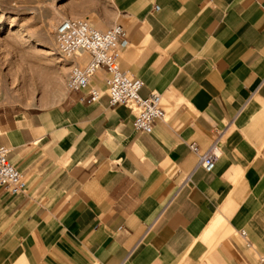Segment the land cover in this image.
<instances>
[{
  "label": "crops",
  "instance_id": "crops-1",
  "mask_svg": "<svg viewBox=\"0 0 264 264\" xmlns=\"http://www.w3.org/2000/svg\"><path fill=\"white\" fill-rule=\"evenodd\" d=\"M102 17L99 30L123 28L120 67L143 81L142 99L162 96L166 122L143 134L128 108L67 89L51 107L1 108L0 147L26 189L0 187V264H202V235L222 241L215 264H256L264 0H107ZM105 79L90 85L103 93ZM217 130L208 173L189 146L206 149Z\"/></svg>",
  "mask_w": 264,
  "mask_h": 264
},
{
  "label": "rangeland",
  "instance_id": "rangeland-1",
  "mask_svg": "<svg viewBox=\"0 0 264 264\" xmlns=\"http://www.w3.org/2000/svg\"><path fill=\"white\" fill-rule=\"evenodd\" d=\"M106 6L107 0H0V109L59 103L72 64L57 50L55 27L72 18L97 28ZM213 241L202 235L196 243L202 264H215L211 246L222 241Z\"/></svg>",
  "mask_w": 264,
  "mask_h": 264
},
{
  "label": "built area",
  "instance_id": "built-area-1",
  "mask_svg": "<svg viewBox=\"0 0 264 264\" xmlns=\"http://www.w3.org/2000/svg\"><path fill=\"white\" fill-rule=\"evenodd\" d=\"M54 40L62 57L71 60L66 80L68 91L86 92L87 101L91 103L106 95L110 108L123 106L132 112L133 129L143 134H151L156 123L166 122V115L160 108L162 96L151 92L146 99H142L139 91L143 81L120 67L121 51L127 43L121 26L113 25L99 30L87 19H62L55 27ZM82 55L85 59L80 60ZM98 71L106 73L103 93L90 85ZM225 132L215 131L212 142L204 150L195 144L189 146L197 156L196 168L208 173L213 170L220 157V144ZM7 154L8 150L0 147V187L11 195L22 194L26 189V181L21 171L9 162ZM240 236L244 238L245 231L241 230ZM256 264H264V257H259Z\"/></svg>",
  "mask_w": 264,
  "mask_h": 264
},
{
  "label": "bare ground",
  "instance_id": "bare-ground-1",
  "mask_svg": "<svg viewBox=\"0 0 264 264\" xmlns=\"http://www.w3.org/2000/svg\"><path fill=\"white\" fill-rule=\"evenodd\" d=\"M47 55L48 56H53L54 54L53 53H47ZM82 56H84V55H82ZM83 59H85V58H83Z\"/></svg>",
  "mask_w": 264,
  "mask_h": 264
}]
</instances>
